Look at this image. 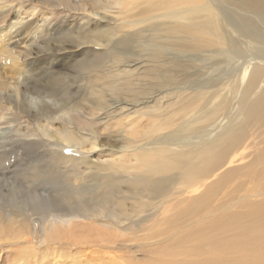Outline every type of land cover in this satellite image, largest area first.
<instances>
[{"label":"bare ground","instance_id":"1","mask_svg":"<svg viewBox=\"0 0 264 264\" xmlns=\"http://www.w3.org/2000/svg\"><path fill=\"white\" fill-rule=\"evenodd\" d=\"M87 3L75 6L99 21L91 37L97 46H108L109 35L117 36L118 44L132 43L139 53L147 52L151 76L144 85L131 87L125 80L129 71H120L119 66L130 67L134 61L114 47L108 50L110 58L77 63L79 70L88 71L86 88L91 95L81 110L52 101L66 120L53 129L54 134H47L61 141L69 134L66 145L82 148L85 155L99 150L96 128H87L90 139L83 137L79 126L69 132L74 113L85 121L106 120L102 131L113 128L127 140L118 147L100 146L96 161L88 156L73 160L86 165L64 170V176L81 184H64L57 192L63 209H55L50 198L42 215L47 211V222L61 226V241L85 249L80 260L90 264H120L123 256L116 249L119 245L128 249L139 243L136 239H143L145 246L172 239L180 243L188 233L195 240L185 239L182 248L197 254L180 251L182 259L172 264H264V0ZM19 8L24 10L20 4ZM22 17L0 27V103L10 108L12 95L21 101L23 94L21 107H33L45 118L51 96L46 89H36L39 80L32 61L27 62L38 34L24 28ZM24 56L28 58L23 60ZM196 61L205 64L197 68L192 65ZM45 79L54 87L60 81L51 75ZM54 154V159L67 158L62 150ZM33 168L35 175L50 173L36 171L35 164ZM87 182L94 184L90 191L91 186H83ZM4 197L0 193V200ZM24 199L19 204L0 202V242L12 241V230L26 228L30 214L36 212V195ZM154 224L173 229L162 233V226L154 236ZM203 233L205 238L199 237ZM157 237L154 244L146 242Z\"/></svg>","mask_w":264,"mask_h":264},{"label":"rangeland","instance_id":"2","mask_svg":"<svg viewBox=\"0 0 264 264\" xmlns=\"http://www.w3.org/2000/svg\"><path fill=\"white\" fill-rule=\"evenodd\" d=\"M77 2H83L85 4L88 2L87 5H89L91 0H69L68 3H66V0H0V10L2 9L0 16V27H3L8 24V22L23 16L22 18L25 19L24 28L27 27L26 29L29 28L32 30L39 29L38 31L35 30L36 34H38V39L31 47L32 49L30 48L29 50V52L31 51V54L28 56L30 60L28 59L27 62L32 61V67L35 69L33 73L37 76L36 79L39 80V82L35 84L36 89L40 92L46 91L45 93L48 91V94L51 96L50 99L46 100L47 104L44 107L46 110L45 113H47V117L45 118H40L37 115V109H34L33 107H21L20 103L24 99L23 94H20L21 101H17L15 99V95H12L11 100H9L10 108L7 107L8 104H5L6 102L0 103V193L5 195L4 198H1L0 202L4 203L5 201L6 204H10L14 203V201H17L19 204L21 201H25L24 197H32L36 195V212L30 214V220L27 226L28 228L26 227L23 230H12L14 234L11 233V238L14 239L9 241L10 239L6 238L4 239L5 241L3 240L4 242H0V264H90L88 260H80L82 259L81 252H83L85 249L81 247L77 249L78 247H76V245L69 246L67 245V241H61L63 237L60 236L61 226L58 224H52V222L49 224L47 222L48 219L46 216L47 211H45L44 215L46 219L43 218L44 216L42 213L44 212L42 211L46 206L45 201L50 198L52 205L56 206L55 209L62 210L64 204L59 202L60 198L57 195V192L61 191L65 187L64 184H69V186H78L81 184V181L76 180L73 182V177H67L65 179L64 170H68L74 166H76L77 169L79 168V170H82L86 165L84 162L73 163V160L80 158L82 159V157L88 156V160L96 161L97 154L100 153L102 146L114 145L118 147L127 140V137L123 132L115 133L113 128H108V130L102 131L101 128L102 125H104L102 123H104L106 120L98 121V117H96L94 121H85L81 119L80 116H76V118H79L76 119L75 116H73L74 113L72 112L73 115L70 113L72 117L71 115L69 117V121L72 123V125H67L68 128L70 127L69 132L74 131V128L79 126L78 128L82 130L83 134H85V136H82L90 139L91 136H87V131H89L91 128H96L99 131V137L97 138L99 150L85 155L83 153L85 151H82V148L77 147L78 149H76L75 147L71 149V146L68 144L66 145L67 140L65 139L69 138V134H67L66 137L64 136L62 141L53 140V138L47 134L48 131L55 133L54 130L57 128V126L60 124L65 125L66 120L64 118L63 112H59L58 108H56L58 106L55 107L52 104V101L58 100L64 104L65 107L73 106L71 107L72 109L76 108L81 110L87 103L86 101H88L91 92L86 88L89 86V81L87 80L88 71L84 72L79 70L77 63L81 61L87 62L95 58H110L108 56L110 55L108 54V50L112 49L113 47L114 49L121 51L123 53L122 55L130 54L131 59H133L132 61H134L133 63L128 64L130 67L119 66L120 71H129L127 72L128 75H126L127 78L125 80L130 81L131 87L144 85L147 78L151 76L149 75V68L151 67L152 63H150L148 60H145V54L147 52L145 53L142 51L143 53H139L138 49L134 48L132 43L126 42L118 44L116 42L118 37L109 35V37L106 38L110 42L108 43V46H97V43H95L91 37L96 35L95 33H97V23L99 21L92 15L83 11H79V7L75 6V3ZM18 4H20L21 8L24 9L22 10L23 14L21 11H19L21 10L20 8L17 10ZM25 11L27 13H25ZM101 39L103 42L104 38ZM113 55L115 58L117 57L115 54ZM28 57L24 56L23 60ZM198 62H193L192 65L197 68H201V66L203 67L205 64ZM153 69L157 70L158 68L153 67ZM46 75H51L52 78L60 79V81L56 83V85H60H55V87L50 86L52 84H49L46 81ZM31 82L33 83L34 81ZM135 94L138 93L136 92ZM85 98L87 100L84 101ZM137 105L138 106L134 107L133 110L140 109L146 104L144 103ZM42 109L43 108H41V110ZM136 116V114H132L131 117L134 118ZM80 120L81 125H77L80 124ZM40 122H45V124L43 125ZM112 122L113 120H111L109 123ZM86 123L88 125H86ZM60 149L62 150V154L65 157L67 156L66 159H54V153L61 151ZM102 155L103 154H99V156ZM104 158L105 157L103 155L101 159ZM34 164L36 166V171L49 169L48 172L50 173L40 176L35 175L34 172H31L35 170V168L30 170ZM84 174H86V172H84ZM93 185L94 184L90 182L83 184V186H86L84 187L85 189L91 186L88 191L91 190ZM27 186H30L31 189L25 190ZM56 199L58 202H55ZM9 201L11 202L9 203ZM31 202L32 201L30 200V203ZM58 207H62V209ZM42 226L45 228L41 229ZM162 226L163 225L160 224L155 225L152 229L153 231L151 235L153 234L156 236L160 234L159 230ZM50 228L55 229L51 231ZM164 229L165 230H163L162 233H167L173 228L168 229L164 227ZM21 232L22 234L20 235L19 233ZM66 233L67 231H65V234ZM209 234L211 233L207 232V235ZM39 235L42 237V239L39 238ZM188 236L189 238L186 236L184 238V242L182 240L180 243H176V240L172 239L169 241V243H161V245L158 243L155 245L154 243L159 239L157 237V239L153 238L146 241L147 243L152 242V244H154L152 246L143 245V239H136L139 243L129 245L128 249L126 246L119 245L121 247L119 248L118 246L116 249V254L123 257L119 259L118 262L120 264H164L165 262L167 264H172L173 260L177 258L182 259L181 256H183L184 253L187 256H190L191 254H197V252L194 250H192L193 253H191L190 249L189 252L187 251L186 253L185 248H182L187 241H185V239H188V241H194L196 237L194 235H190L189 233ZM205 236L206 235L203 233L199 237L205 238ZM51 237H54L53 240ZM181 237H184V234L181 235ZM44 238L46 239L44 240ZM43 241L44 243H42ZM3 244L6 246L2 247ZM180 251L184 253L182 254ZM204 251L207 252V250ZM119 252L121 253L119 254ZM177 252H179V254ZM126 253H130V255ZM99 254L100 253H98V255Z\"/></svg>","mask_w":264,"mask_h":264}]
</instances>
